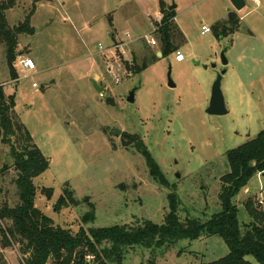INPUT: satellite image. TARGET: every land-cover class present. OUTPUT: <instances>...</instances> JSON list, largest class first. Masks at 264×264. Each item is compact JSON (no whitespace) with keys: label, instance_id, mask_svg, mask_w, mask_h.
I'll use <instances>...</instances> for the list:
<instances>
[{"label":"rangeland","instance_id":"1","mask_svg":"<svg viewBox=\"0 0 264 264\" xmlns=\"http://www.w3.org/2000/svg\"><path fill=\"white\" fill-rule=\"evenodd\" d=\"M159 1L175 6V23L185 41L181 45L179 39L172 40V46L182 54V63L175 61V52L158 58L156 37L157 47L145 41L153 37L152 20L160 14ZM244 2L239 12L229 0L35 3L30 19L34 32L19 36L17 52L32 59L36 70L23 71L17 63L18 80L10 81L0 45L2 90L6 96H14L21 123L49 163L48 170L33 180L35 207L56 226L73 232L81 227L107 228L134 221L161 225L172 193L179 202L181 219L206 222L219 213L220 178L229 171L227 152L264 131V0ZM33 4L34 0H24L7 11L8 24L23 23ZM133 7L135 17L123 21ZM229 11L236 13L239 27L217 39L211 29L225 20ZM102 12L118 21L112 25ZM78 15L82 23L75 19ZM44 18L52 25L46 26ZM202 26L210 31L201 34ZM154 53L158 58L155 63L134 74V57L141 64L145 55ZM222 53L226 67L221 64ZM223 69L220 89L227 114L209 116L206 109L211 88ZM168 75L174 88L168 87ZM133 90L134 102L129 103ZM124 134L142 141L167 187L151 179L144 159L122 138ZM1 139L0 187H6L12 198L15 171L1 176L3 166L13 163L10 148ZM65 183L76 205L55 212L53 205ZM45 189L52 190L50 198L44 195ZM250 197L261 202L259 207L264 210V175L252 177L235 198L242 228L250 222L243 207ZM89 204L94 206L95 220L82 225ZM207 239L179 241L154 251L135 247L134 252L124 253L122 264H150L152 260L155 264H204L227 255L222 239ZM4 256L7 264H21L16 247L4 250ZM247 260L257 264L253 257ZM85 261L93 264L90 257Z\"/></svg>","mask_w":264,"mask_h":264},{"label":"trees","instance_id":"2","mask_svg":"<svg viewBox=\"0 0 264 264\" xmlns=\"http://www.w3.org/2000/svg\"><path fill=\"white\" fill-rule=\"evenodd\" d=\"M24 0H0V45L4 47V58L10 81H17L16 64L19 36L32 34L34 29L30 19L34 14V5L23 23L11 27L6 19L7 11L15 8ZM46 1V0H35ZM161 24L152 33L163 51L167 42L170 53L176 52L172 40H180L184 44V36L175 23V12L169 6L159 2ZM239 27V19L235 12L229 11L225 20L217 22L212 32L217 39L231 35ZM163 55L162 57H164ZM161 57V58H162ZM158 58L156 54L145 55L138 64L134 57L133 73L140 74L153 65ZM124 65L127 63L124 61ZM128 70L131 68L127 67ZM0 129L1 143L10 148L12 165H4L1 176L11 169L15 171L11 183L15 186L13 197L6 187H0V264H7L4 250L17 248L21 255V264H87L86 257L93 258V264H122L127 250L134 252L135 247L151 251L169 248L179 241H201L210 237H219L228 248L226 256L204 264H252L247 257H253L257 264H264V210L260 202L247 198L243 202L245 212L250 219L244 228L238 221V209L235 198L245 189L249 180L255 175H264V131L256 137L226 154L229 171L220 178L221 186L218 194L221 211L206 222L178 216L179 202L174 193L168 195L169 211L164 223L153 224L149 221L131 222V224L115 225L107 228H83L73 232L69 228L56 226L52 219L44 215L34 205L37 192L33 180L48 170V160L33 143L26 127L21 123L16 111L14 96H6L0 84ZM122 138L132 144V148L144 159L151 179L167 187V182L147 148L137 136L124 134ZM132 140V141H131ZM44 195L50 198L51 189H45ZM12 201H11V200ZM73 192L67 183L62 195L53 205L59 212L75 206ZM89 211L81 218V224L87 225L95 220L94 206L89 204ZM244 229V231L242 230ZM181 253V252H180ZM150 264H155L154 260Z\"/></svg>","mask_w":264,"mask_h":264},{"label":"water","instance_id":"3","mask_svg":"<svg viewBox=\"0 0 264 264\" xmlns=\"http://www.w3.org/2000/svg\"><path fill=\"white\" fill-rule=\"evenodd\" d=\"M229 1L231 3L232 7L234 8V11H236V12L241 11L244 8V6H245L244 0H229ZM174 9H175L174 5L169 7L170 11H172ZM169 52H170V49L168 47L167 42H165L164 46H163L162 53L158 54L157 57L161 58L163 55H168ZM220 60H221L222 66L226 67L227 61L224 58V54L223 53L220 56ZM224 74H225V69H223L221 72H219L217 74L216 79H215V81H214V83L212 85L211 95H210V99H209V104H208V107L206 109V114L209 115V116H224V115L227 114V110H226V107H225V104H224V99H223V96H222V93H221V89H220L221 79H222V76ZM93 85L97 88L98 92H102L103 91V88L98 87L95 81L93 82ZM168 87H170V88H174L175 87V85L172 83L171 79L169 78V75H168ZM134 94H135L134 90L129 93V96H128V99H127V101L129 103H133L134 102ZM1 133L2 132H1V129H0V139H1ZM117 134L120 135L121 132H118ZM176 177L179 178V174H176Z\"/></svg>","mask_w":264,"mask_h":264},{"label":"built area","instance_id":"4","mask_svg":"<svg viewBox=\"0 0 264 264\" xmlns=\"http://www.w3.org/2000/svg\"><path fill=\"white\" fill-rule=\"evenodd\" d=\"M161 21H162V15L161 14H159V16L156 17V19L152 20V25L154 26L153 32L161 24ZM209 31L210 30L207 27L202 26L201 34L208 33ZM145 41L151 47H157V45H158L157 42L155 41L154 37H151L149 39H145ZM161 52L162 51L159 48V53L158 54H160ZM174 54H175L174 58H175V61L177 63H180V62H182L184 60L182 54L179 51H176ZM17 63H18V66L21 67V70H23V71L33 72V71L36 70V66H35V63L33 62V60L30 59L29 57L24 56V55L18 57V62ZM32 87L33 88H37L35 84H33ZM260 204H262V203L260 202ZM90 258L93 260L92 257H90ZM88 262H90V261H88Z\"/></svg>","mask_w":264,"mask_h":264},{"label":"crops","instance_id":"5","mask_svg":"<svg viewBox=\"0 0 264 264\" xmlns=\"http://www.w3.org/2000/svg\"><path fill=\"white\" fill-rule=\"evenodd\" d=\"M35 1V0H34ZM46 1H48V0H46ZM61 1H64V0H60V2ZM59 2V1H58ZM160 2V1H159ZM163 2V1H162ZM34 3H37V2H34ZM61 9L64 11V13H66V8L64 7V4L63 3H61ZM134 6L136 7V5L134 4ZM158 9H159V3H158ZM231 12H234V11H231ZM35 13V12H34ZM63 13V12H62ZM137 14V12H135V9H134V7H133V10L131 11V15H128V16H126V17H124L123 18V21H128V20H130L131 18H134L135 17V15ZM34 15V14H33ZM32 15V16H33ZM101 16L102 17H105L106 18V20L109 22V23H111L112 25H114L117 21L116 20H114L108 13H105V12H102V14H101ZM109 16V17H108ZM97 18V20H99L98 18H99V16H97L96 17ZM66 19H68V18H66ZM75 19L77 20V21H79V22H81L82 23V21H83V18H80L79 17V15H78V17H76L75 16ZM69 20V19H68ZM43 21H44V23H47V22H45V18L43 19ZM32 21L30 20V23H31ZM35 23H38V22H35ZM43 23V24H44ZM46 26H51L52 25V23H47V24H45ZM84 26H86V24H84ZM32 27V26H31ZM33 28V27H32ZM34 29V28H33ZM109 36L110 37H112V40H113V34H109ZM113 42H116L115 40H113ZM28 57V56H27ZM184 61V60H183ZM182 61V62H183ZM182 62H180V63H182ZM4 86H2V88H3ZM208 240V239H207Z\"/></svg>","mask_w":264,"mask_h":264}]
</instances>
